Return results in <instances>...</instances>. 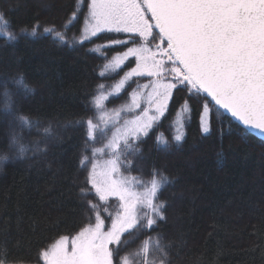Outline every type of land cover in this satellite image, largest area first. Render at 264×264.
<instances>
[{
  "label": "trees",
  "instance_id": "trees-1",
  "mask_svg": "<svg viewBox=\"0 0 264 264\" xmlns=\"http://www.w3.org/2000/svg\"><path fill=\"white\" fill-rule=\"evenodd\" d=\"M74 5L76 0H0V12L19 37L15 46L0 38V156L7 157L0 163V248L8 250V259L15 264H43L41 250L95 223V213L80 191L90 189L88 171L80 161L93 142L86 140L85 128L78 122L89 117L97 121L94 97L119 83L126 69L105 71L117 54L104 48L112 34L101 33L95 43L83 46L74 43L80 37L83 16L67 33L68 44L43 33L44 27L62 30ZM34 24L40 26L37 37L20 35L21 27ZM21 76L33 94H23L16 83ZM144 83L149 78L129 81L119 95L105 102V109L129 104L132 92ZM185 100L190 114L180 111ZM8 102L14 112L30 115L34 121L30 130L21 129L4 114ZM202 102L175 92L165 116L139 145V152L128 156L133 167L122 166L121 172L144 184L154 169L167 176L168 183L159 194L166 204L165 219L158 220L150 234L159 235L168 245L170 264H264V142L221 111L214 113L211 131L204 134L199 117ZM178 119L184 125L180 143L172 139ZM107 134L97 133L96 148H103ZM161 134L168 139L166 150L155 142ZM13 137L17 138L14 145ZM21 146L25 152L18 158ZM106 151L108 157L97 154L95 161L110 158ZM87 154L91 159V151ZM89 199L99 205L109 227V213L114 218L120 211L119 201L100 202L94 190ZM148 237L141 229L126 233L128 246L122 255L136 252ZM151 256L160 258L156 252Z\"/></svg>",
  "mask_w": 264,
  "mask_h": 264
},
{
  "label": "snow or ice",
  "instance_id": "snow-or-ice-1",
  "mask_svg": "<svg viewBox=\"0 0 264 264\" xmlns=\"http://www.w3.org/2000/svg\"><path fill=\"white\" fill-rule=\"evenodd\" d=\"M82 16L83 27L78 29L80 37L74 43L83 46L86 42L95 43L101 33L112 34L104 48L117 54L105 69H126L116 85L118 90L128 81L149 78V83L138 85L150 89L148 107L141 109L135 119L126 121L122 129L117 128L103 148H96L94 142L98 132L107 134L105 115H100L98 121L89 117L78 122L85 128L86 140L93 142L90 149L85 148L80 161V166L88 171L86 184L90 189L80 191L95 213V223L72 237L70 247L69 237L61 236L50 248L40 251L39 259L44 264H170L168 245L161 242L159 235L153 238L150 234L155 231L157 221L165 219L166 204L159 194L168 183L167 176L154 169L150 181L144 184L135 176L124 175L121 167L128 170L133 167L128 156L139 152V145L165 116L177 91L203 101L199 117L204 134L211 131L214 113L223 110L243 130L264 135V0H76L62 30L44 27L43 33L68 44L67 33L81 22ZM19 32L21 36L35 38L40 34V26H24ZM0 38L13 46L19 42L3 12H0ZM100 75L103 77L105 72ZM16 83L25 96L34 93L22 76ZM141 95L144 93L132 92L136 108H140L137 97ZM105 99L104 95L95 96V107L102 108ZM180 111L190 114L188 100ZM4 114L18 122L21 129L30 130L34 124L30 115L14 112L10 102ZM116 117L119 118V112ZM177 124L172 139L180 143L184 137L182 119ZM155 142L162 150L168 147V139L162 134L156 136ZM11 143L16 144L17 138L13 137ZM105 149L110 158L98 175L95 157ZM24 152L21 146L18 158H23ZM6 160V156H0V163ZM138 184L142 191L136 189ZM92 190L100 202L106 204L109 197L120 202V211L114 218L109 213L111 224L107 228L99 205L89 199ZM133 229L148 232L149 237L136 252L122 255L128 246L125 233ZM153 252L159 253L158 261L152 258ZM0 264H15L9 261L6 248H0Z\"/></svg>",
  "mask_w": 264,
  "mask_h": 264
},
{
  "label": "rangeland",
  "instance_id": "rangeland-1",
  "mask_svg": "<svg viewBox=\"0 0 264 264\" xmlns=\"http://www.w3.org/2000/svg\"><path fill=\"white\" fill-rule=\"evenodd\" d=\"M114 70L117 69H105L106 72H112ZM146 78V77H145ZM129 82V81H128ZM127 82V83H128ZM126 83V84H127ZM118 84V83H117ZM115 84L109 91H107L104 94H100V95H104L106 97L105 100H103L101 102L102 104V108L98 109L99 110V114L97 117V121L100 115H105V123L107 126V131H108V138H106V144L107 142L111 139L112 135L114 133H116L117 128L122 129L124 127V124L126 121H131L133 119H135L137 117L138 114H141V109L143 108H147L148 107V102H147V92L150 91L149 90H144V89H138L137 91L143 92L144 95L138 96L137 97V101L140 104V108H136L133 106V102H132V97H131V101L129 104L125 105L124 107H121L119 109L116 110H112V111H108L105 109V102L111 97V96H117V92H119V94L123 91V89H117ZM140 111L138 114L136 112ZM119 112V118L117 119L116 117V113ZM136 114V115H135ZM104 126V124H102V127ZM105 144V145H106ZM104 147V146H103ZM108 152V150L106 151ZM102 154V153H101ZM105 155V152L103 153ZM105 157H108L107 155H105ZM109 158H105V159H100V161H95L97 164V174H101L104 170H105V162L108 160ZM139 186V184L136 186ZM139 190V189H138ZM143 190V189H142ZM139 190V191H142ZM111 199H115L117 201H119L117 198L115 197H109L108 200ZM120 204V202H119ZM120 209V207H119ZM126 234V233H125ZM72 238V237H71ZM71 238H69V247L71 246ZM42 263L44 264L43 260Z\"/></svg>",
  "mask_w": 264,
  "mask_h": 264
},
{
  "label": "water",
  "instance_id": "water-1",
  "mask_svg": "<svg viewBox=\"0 0 264 264\" xmlns=\"http://www.w3.org/2000/svg\"><path fill=\"white\" fill-rule=\"evenodd\" d=\"M222 113H223V110H220ZM226 117H228L229 119H231L234 123H236V124H238L240 127H242L243 128V126L242 125H240V123L238 122V121H236L234 118H232L231 116H230V114H226V113H223ZM246 131V130H245ZM248 132V131H247ZM249 133V132H248ZM251 134V133H250ZM252 136H254V137H256L257 139H259V140H261V141H263L264 142V135H262V134H251Z\"/></svg>",
  "mask_w": 264,
  "mask_h": 264
}]
</instances>
